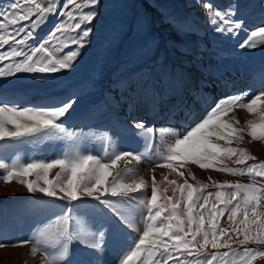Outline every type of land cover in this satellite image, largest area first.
Segmentation results:
<instances>
[{"label":"snow or ice","instance_id":"1","mask_svg":"<svg viewBox=\"0 0 264 264\" xmlns=\"http://www.w3.org/2000/svg\"><path fill=\"white\" fill-rule=\"evenodd\" d=\"M199 3L216 33L237 37L241 31H248L238 18L239 3L229 2L220 8L211 0H199ZM99 4L100 0H64L62 5L60 0H9L0 4V80L21 75L44 80L46 75L73 68L81 50L90 42L92 25L99 17ZM57 13L62 19L54 30L39 45L30 43L49 15ZM144 24L140 20L129 28L138 32ZM258 46L264 47V25L251 30L239 44L241 49ZM67 48L72 50L63 55ZM259 74L264 81V64ZM248 97V90L223 97L202 121L186 134H178L179 138L168 146L158 166L182 177L184 174L179 169L191 163L201 169L247 175L253 182L213 181L217 190L205 195L207 185L195 187L187 180L178 183L165 176L159 183L171 187L173 195L168 196L167 188L160 189L153 176L150 197L146 202L140 201L146 215L139 212L138 197L133 195L143 188L145 181L124 183L118 171L114 174L118 162H139L142 155L129 151L109 155L107 141L103 157L79 151L69 157L70 148L63 158L47 162L41 159L17 165L13 161L9 166L0 160V169L4 170L2 179L9 182L15 178L29 193L66 200L70 208L75 207L72 202L83 203L82 197L102 205H93L91 226L77 220L70 211H62L38 230L37 236L43 238L46 247H35L33 253L42 251L44 264H103L107 251L128 241V250L118 264H264V160L232 146L233 140L243 139L244 132L252 140H264V88L251 99ZM78 99L73 95L50 110L0 102V141H20L40 133H64L68 140L87 139L66 129L61 119L70 114ZM235 108L255 113L258 119L249 120L246 128L235 127L233 122L223 119ZM135 127L142 133L152 131L142 123ZM147 146L151 149L154 144ZM233 157L234 164L244 167L227 166L225 160ZM248 160L254 163L248 164ZM56 167L60 171L50 178V170ZM30 176L35 179H28ZM213 195L215 202L210 204ZM224 216L231 222L230 231L220 226ZM70 221L83 226H72ZM141 222L142 228L138 226ZM40 238L37 245L42 242ZM209 247L215 251H209Z\"/></svg>","mask_w":264,"mask_h":264},{"label":"rangeland","instance_id":"2","mask_svg":"<svg viewBox=\"0 0 264 264\" xmlns=\"http://www.w3.org/2000/svg\"><path fill=\"white\" fill-rule=\"evenodd\" d=\"M8 2L0 0V4ZM63 2L60 0L61 5ZM211 2L218 8L229 2L239 3L241 7L238 18L248 31H241L237 37L216 33L199 0H100L97 9L99 17L92 25L94 32L73 68L46 75L44 80H34L31 75L0 80V102L21 108L50 110L61 100L73 95L79 97L70 114L61 119L66 129L87 139L68 140L64 133H40L20 141H0V160L9 166L13 161L17 165L41 159L47 162L63 158L70 148L72 151H68L69 157L74 156L76 151L103 157L107 141L109 155L122 151L142 155L139 163L147 169L148 176L143 179V188L133 195L138 197L136 203L139 212L144 215L146 209L140 201L146 202L150 197L153 176L160 189L167 188L165 194L168 196L173 195L171 187L159 183L165 176L178 183L187 180L195 187L207 185L205 195L217 190L213 181L252 183V177L247 175L201 169L191 163L179 169L184 174L182 177L169 168L158 166L163 162L168 146L179 138L178 128L185 127L189 131L198 123L194 121L200 116L204 119L223 97L248 90V98L251 99L264 88V81L259 74V68L264 64V47H239L251 30L264 25V0ZM61 19L58 13L49 15L47 22L39 27L35 39L30 43L39 45ZM140 20L145 22L144 27L138 32L131 31L129 26ZM71 50L65 49L63 55ZM57 55L62 58L61 54ZM226 83H233V88L217 91V86ZM164 91H173L171 96L177 94L168 100V105L178 109V115L171 117L174 122L163 120L166 117L163 111L168 105L159 107L155 103V97ZM208 91L211 92L210 99ZM174 99L179 100V104L171 102ZM140 105L146 110L157 109L156 117L148 118L146 112L130 116L128 111L143 110ZM190 105L198 111L192 112ZM189 112L193 113V120L187 123L183 118ZM223 119L233 122L235 127L246 128L247 122L258 119V116L248 113L246 109L235 108ZM137 123H142L145 129L152 131L142 133L136 129ZM162 127L167 129L164 131L167 137L162 135ZM242 135L243 139L233 140L232 146L248 151L257 160H264V140H252L247 132ZM148 143H153L154 147L150 149ZM234 159L225 160L227 166L244 167L234 164ZM247 163L254 161L248 160ZM135 169L132 162L120 161L114 174L118 171L124 183L138 182L137 176L132 177ZM3 171L0 169V243L4 245L0 247V264H44L43 252L32 251L35 247H46L43 238L37 236L38 230L43 229L62 211H70L77 220L91 226L94 222L93 205L102 207L91 198L82 197L83 203L72 202L75 207L70 208L66 200L46 197L38 192L29 193L15 178L5 182L2 179ZM58 171V167L51 169L50 178ZM28 179L35 177L30 176ZM142 193H146V197ZM212 202H215L214 195L210 198V204ZM70 225L83 226L74 225L72 221ZM138 226L142 228V222ZM220 226L229 231L232 227L226 216L221 217ZM38 238L42 241L40 245L36 244ZM22 241L29 242L25 244ZM128 246V241L115 245L114 249L104 254L103 264L108 256L113 257V264H118ZM209 251L215 250L209 247Z\"/></svg>","mask_w":264,"mask_h":264},{"label":"bare ground","instance_id":"3","mask_svg":"<svg viewBox=\"0 0 264 264\" xmlns=\"http://www.w3.org/2000/svg\"><path fill=\"white\" fill-rule=\"evenodd\" d=\"M238 81V80H237ZM236 84V83H235ZM233 86H234V84L233 83H226V84H223V85H221V86H217L218 87V89H217V91H222V90H227L228 91V89H232L233 88ZM171 93H173V91H168V92H166V91H164V93H162V94H160V93H158V95H157V97H155V103H157V105H159V107L160 106H163V105H168L169 103H170V101L168 102V100L171 98V99H173L174 97H175V95H177L176 93H174L173 94V96H171ZM208 98L210 99V95H211V92L210 91H208ZM215 95V94H214ZM220 95V94H219ZM195 100V99H194ZM171 102H176V104H179V100H171ZM191 102V101H190ZM173 103V104H174ZM138 104V103H137ZM132 105V104H131ZM130 105V106H131ZM195 105V104H194ZM151 107H153L152 106V104H151ZM183 107V106H182ZM140 108H142L143 110L142 111H140V112H137V109L135 110V111H128L130 114V116H134L135 115V113H136V115L135 116H138L137 114H141L142 115V113H147V117L148 118H155L156 117V113L158 112V110L157 109H154V108H150V109H148V110H146L145 108H144V106H142V105H140ZM190 108H191V110H192V112H196V111H198V110H195V109H197L196 107H194V106H191L190 105ZM166 109H168V110H166ZM178 111V109H177V107H174L173 105H168L167 107H165V111H163V114L166 116L165 117V119H163V120H168L167 122H174V119H172L171 117H174V116H176V115H178L176 112ZM203 111V110H202ZM180 112V111H179ZM190 113L189 112V114L187 113L185 116H184V118L183 119H186V121H187V123H189V121H191V120H193L192 118H193V116H191V114H193V113ZM145 113V114H146ZM167 116H170L169 118H167ZM132 118V117H131ZM160 118H163L162 116L160 117ZM167 118V119H166ZM181 118L182 117H180V119L179 120H181ZM202 118H201V116L199 117V118H197L194 122H200V121H202L201 120ZM185 121V122H186ZM185 122H183L182 124H185ZM192 124H194V123H192ZM174 130V129H173ZM178 130V134H186L187 133V129L185 128V127H180V128H178L177 129ZM167 131V129L165 128V127H162V135H165L166 136V134L167 133H165V132ZM170 131H168V133H169ZM173 133V132H172ZM160 134V133H159ZM161 135V134H160ZM175 135V134H174ZM167 137V136H166ZM171 137H173V136H171ZM162 138V137H161ZM171 139V138H170ZM173 139V138H172ZM162 140V139H161ZM173 141H175V139L173 140ZM165 142V141H164ZM130 162H132L134 165H135V168H137V169H135V171L133 172V175H132V177H136L137 176V180L139 181V180H141V179H144V178H146L147 176H148V174H147V172H146V170L147 169H144V167L139 163V162H137V161H135V160H132V161H130ZM129 162V163H130ZM137 170H139V171H137ZM152 171V170H151ZM160 172V171H159ZM135 173V174H134ZM145 174H147V175H145ZM136 179V178H135ZM134 179V180H135ZM146 193H142V196L143 197H146V195H145ZM104 264H113V257L112 256H108L107 258H105V260H104Z\"/></svg>","mask_w":264,"mask_h":264}]
</instances>
